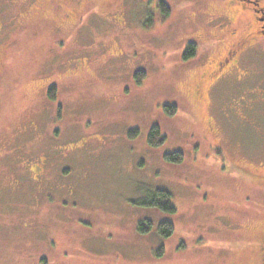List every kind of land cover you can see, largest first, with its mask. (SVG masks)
I'll use <instances>...</instances> for the list:
<instances>
[{"label": "rangeland", "instance_id": "1", "mask_svg": "<svg viewBox=\"0 0 264 264\" xmlns=\"http://www.w3.org/2000/svg\"><path fill=\"white\" fill-rule=\"evenodd\" d=\"M145 1L128 0L123 26L88 16L76 42L72 31L67 44L96 60L62 79L48 76L60 70L51 40L67 9L47 5L25 18L15 58L0 78V264H244L251 258L247 243L264 222V194L248 190L233 169L242 158L228 150L259 151L264 159V123H221L215 140L224 137L223 145L209 147L207 103L192 102L188 90L228 42L212 51L207 17L192 0H164L167 17L155 0ZM118 43L124 59L97 73L102 47L118 51ZM190 44L196 55L185 59ZM50 85L57 100L45 94ZM219 97L213 112L223 121ZM166 106L177 110L167 113ZM153 126L166 137L157 147L148 143ZM174 152L182 162L165 158ZM149 189L169 191L176 212L140 205ZM162 221L174 224L172 236L159 234ZM141 222L152 228L141 232Z\"/></svg>", "mask_w": 264, "mask_h": 264}, {"label": "flooded vegetation", "instance_id": "2", "mask_svg": "<svg viewBox=\"0 0 264 264\" xmlns=\"http://www.w3.org/2000/svg\"><path fill=\"white\" fill-rule=\"evenodd\" d=\"M150 1L146 0L145 4ZM155 1L157 10L163 4L169 6L164 0ZM192 1L199 4V10L207 17L208 23L203 24V28H209L205 42L213 45L212 51L217 52L228 42L226 50L216 59L210 60L193 78L187 96L192 102L207 103L209 110L204 133L209 147H218L223 145L224 138L215 140L221 133V123H264V0ZM127 2L128 0H0V78L15 58L21 33L24 32L25 18L30 12L47 5H52L56 10L67 9L62 17L63 23L57 26L55 38L51 40L56 46L52 47V51L56 52L60 70L52 71L48 76L56 78L58 75L62 79L80 75V69L90 61L96 60L93 59L94 53L91 51L88 53L77 45L67 44L71 41V32H77V35H74L75 41L88 16L105 22L107 26H123L128 9ZM139 8H135L137 13L141 11ZM66 24H71L73 29H66ZM202 29L199 31L201 39ZM105 46L98 53L104 57L98 67L99 74L115 68L125 57L120 43L118 51L109 50ZM223 89L227 91L226 94L220 93ZM51 91H54V97H51ZM45 94L50 99L57 100V87L50 85ZM221 95L226 112V119L223 121H219L213 112L216 102H221ZM199 147L200 144L194 145L192 150L195 152ZM217 150L221 152L220 149ZM222 152L224 154V151ZM228 152L242 158L240 163H235L233 169L241 173L248 190L264 194L262 154L259 151L238 150L236 147ZM251 196L252 193H248L244 197L250 199ZM247 250H250L252 256L244 264H264V222L253 233L247 243ZM228 264L241 263L232 260Z\"/></svg>", "mask_w": 264, "mask_h": 264}, {"label": "trees", "instance_id": "3", "mask_svg": "<svg viewBox=\"0 0 264 264\" xmlns=\"http://www.w3.org/2000/svg\"><path fill=\"white\" fill-rule=\"evenodd\" d=\"M161 12H163L164 16L167 17L171 14V7L163 4L161 7ZM196 55V47L194 44H190L187 48V51L184 55L185 59H189ZM51 97H54V91L50 92ZM176 107H165V111L167 113H174L176 112ZM166 137L163 136L161 129L159 126H153L151 129L150 135L148 137V143L151 146H160L165 142ZM165 158L168 161H175V162H182L183 161V154L181 152H174L171 154H166ZM147 196L144 200L140 201V205L146 207H157L160 210L167 211L170 213L176 212V207L172 202V195L169 191L164 189H149L147 191ZM152 228V223H149V227H145L143 224H140V231L141 232H148ZM158 232L161 236L167 238L174 234L175 226L171 221H162L159 223ZM164 252V249L161 248L160 251L157 252L158 256H161Z\"/></svg>", "mask_w": 264, "mask_h": 264}]
</instances>
